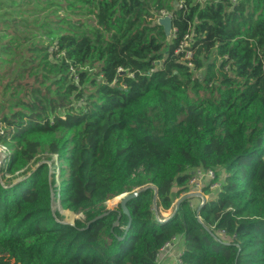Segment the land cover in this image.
I'll return each instance as SVG.
<instances>
[{"label":"trees","instance_id":"1","mask_svg":"<svg viewBox=\"0 0 264 264\" xmlns=\"http://www.w3.org/2000/svg\"><path fill=\"white\" fill-rule=\"evenodd\" d=\"M2 84L0 264H264V0H0Z\"/></svg>","mask_w":264,"mask_h":264},{"label":"built area","instance_id":"2","mask_svg":"<svg viewBox=\"0 0 264 264\" xmlns=\"http://www.w3.org/2000/svg\"><path fill=\"white\" fill-rule=\"evenodd\" d=\"M187 56L188 57L191 56V51L187 52ZM0 150H2L5 153L7 148L6 146L0 144ZM222 178H223V174L222 172H220L219 169L216 168L205 169L203 167H197L192 171V174L186 185L187 189L183 192L189 195L200 194L203 199L201 204H203V202L208 200L207 197L209 193H213L217 197V191L222 186ZM207 186L209 187V191L205 192L204 188ZM191 205L193 206L192 202ZM197 215L200 218V215L198 213ZM220 232L224 233V230H220ZM179 237L180 235L173 236V238L162 247V249L160 250L157 256V260L159 264L165 254L172 255L173 250L178 244ZM181 263H182L181 250H179L174 254V264H181Z\"/></svg>","mask_w":264,"mask_h":264},{"label":"rangeland","instance_id":"3","mask_svg":"<svg viewBox=\"0 0 264 264\" xmlns=\"http://www.w3.org/2000/svg\"><path fill=\"white\" fill-rule=\"evenodd\" d=\"M166 14H169L168 12H162V16H164V15H166ZM52 58H53V56H51ZM202 71H198L197 72V74H200ZM3 85L4 84H2V86H1V90H2V88H3ZM1 100H4V98L2 97V95H1V93H0V101ZM0 126H1V123H0ZM50 156V154L49 153H47V152H41L39 155H38V158L40 159V161H38V160H36V161H32L31 163H30V166L32 167V169H34L40 162H42V161H47L48 163H50L51 164V162L54 160L55 161V165H57L58 164V160H57V156L56 155H54V154H52L51 156V158L49 157ZM27 167L25 166V167H23V168H21L20 170L21 171H23V170H25ZM53 170V169H52ZM55 172H56V174H58V172H59V169L58 168H56L55 169ZM22 172H19V171H17V172H15L14 174H9V175H7L10 179H12L13 181H15V180H18V179H21L22 178V174H21ZM56 179H58V176H56ZM137 189H139V187H136L133 191H135V190H137ZM216 192V191H215ZM214 192V193H215ZM205 194H207V193H205ZM187 196V193H184V192H182L180 195H178V192H177V187L175 186V188H174V191H173V193H172V198H173V203H172V206L169 208V209H164V208H161V206H159V205H157L156 203H155V211H156V215L158 216V217H162V218H164V217H166V216H169L174 210H175V208H177V205H178V202H179V200H180V198L181 197H183V196ZM213 197H216V195L215 194H213V193H209L208 194V200H211V198H213ZM121 196H119L118 198H116V200H114V202L113 203H107V201H106V203L104 202L103 204H102V208L103 209H113V208H116L118 205H119V201L121 200ZM202 197H201V195L200 194H198V195H196V196H193L192 198H191V202H192V204H193V207L194 208H198L200 205H201V203H202ZM52 208H53V211H55V212H60V214H61V219L63 220V221H66V222H74V220H75V218L76 217H81L82 215H81V213H74V212H72V211H70V210H67V209H64L62 206H61V203H60V201H59V198H57V199H54L53 200V203H52Z\"/></svg>","mask_w":264,"mask_h":264},{"label":"water","instance_id":"4","mask_svg":"<svg viewBox=\"0 0 264 264\" xmlns=\"http://www.w3.org/2000/svg\"><path fill=\"white\" fill-rule=\"evenodd\" d=\"M158 23L164 26V30H165L167 36L170 37L171 31H172V18H171V15L170 14H166L164 16L159 17ZM5 157H6V154L2 150H0V159L3 160ZM137 192L138 191L125 192V193L122 194V196H121L122 198L119 201L122 209L128 215H129V210H128V207H127V202H128L129 199L133 198L137 194ZM187 195H189V194H187ZM117 222H118V219L114 222V224H117ZM130 222H131V219L129 221L128 226L130 225ZM70 223H72V222H70Z\"/></svg>","mask_w":264,"mask_h":264},{"label":"crops","instance_id":"5","mask_svg":"<svg viewBox=\"0 0 264 264\" xmlns=\"http://www.w3.org/2000/svg\"><path fill=\"white\" fill-rule=\"evenodd\" d=\"M162 208V207H161ZM182 248H183V240H182V236L179 237V240H178V244L177 246L175 247V249L173 250L172 252V255H164L160 264H174V254L175 252L181 250L182 251Z\"/></svg>","mask_w":264,"mask_h":264},{"label":"bare ground","instance_id":"6","mask_svg":"<svg viewBox=\"0 0 264 264\" xmlns=\"http://www.w3.org/2000/svg\"><path fill=\"white\" fill-rule=\"evenodd\" d=\"M123 194V193H122ZM122 194H120V196H122Z\"/></svg>","mask_w":264,"mask_h":264}]
</instances>
